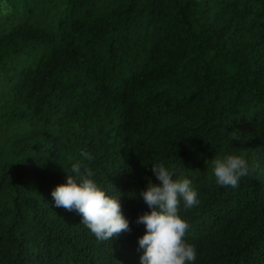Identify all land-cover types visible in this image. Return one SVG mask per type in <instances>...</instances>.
<instances>
[{
  "label": "trees",
  "instance_id": "1",
  "mask_svg": "<svg viewBox=\"0 0 264 264\" xmlns=\"http://www.w3.org/2000/svg\"><path fill=\"white\" fill-rule=\"evenodd\" d=\"M230 154L237 188L214 176ZM76 163L130 232L55 206ZM161 163L198 193L195 264H264V0H0V264H141Z\"/></svg>",
  "mask_w": 264,
  "mask_h": 264
},
{
  "label": "clouds",
  "instance_id": "2",
  "mask_svg": "<svg viewBox=\"0 0 264 264\" xmlns=\"http://www.w3.org/2000/svg\"><path fill=\"white\" fill-rule=\"evenodd\" d=\"M82 155L92 159L88 153ZM213 164L216 183L221 187L237 188L251 171L247 160L234 154L214 159ZM71 171L75 176L67 175L66 183L51 192L55 206L80 214L81 223L98 241H113L121 233L130 232L119 197H110L98 187L91 178L94 176L91 168L83 166L82 170V165L76 163ZM152 172L160 183L149 181L146 190L139 193L151 210L136 220L146 228L145 234L138 238L139 249H143L141 264H195L197 249L184 239L190 225L178 213L181 202L186 210L198 206V193L191 180L174 179L175 171L162 163L153 164Z\"/></svg>",
  "mask_w": 264,
  "mask_h": 264
}]
</instances>
